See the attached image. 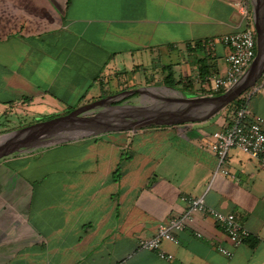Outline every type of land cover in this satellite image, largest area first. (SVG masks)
<instances>
[{
    "label": "crops",
    "instance_id": "1",
    "mask_svg": "<svg viewBox=\"0 0 264 264\" xmlns=\"http://www.w3.org/2000/svg\"><path fill=\"white\" fill-rule=\"evenodd\" d=\"M253 1L0 0V134L111 95L126 104L108 102L103 115L144 118L158 82L180 93L170 97L218 95L205 78L225 74L228 48L215 40L252 25ZM256 83L240 100L264 119ZM229 105L207 120L103 132L1 159L0 264H264V167L231 148L230 176L216 173L208 148L211 134L234 121ZM210 107L187 115L201 118ZM181 196L235 213L248 238L233 247L197 217L175 242H162L171 261L140 248L182 216Z\"/></svg>",
    "mask_w": 264,
    "mask_h": 264
},
{
    "label": "water",
    "instance_id": "2",
    "mask_svg": "<svg viewBox=\"0 0 264 264\" xmlns=\"http://www.w3.org/2000/svg\"><path fill=\"white\" fill-rule=\"evenodd\" d=\"M252 25L256 32V55L237 84L216 96L159 97L164 105L144 109V118L124 122L122 111L105 116L99 107L105 106L117 95H111L84 104L65 115L36 122L0 135V160L29 148L72 141L87 136L118 130H137L149 126L179 125L207 120L225 106L235 101L247 89L253 87L264 73V0H254ZM136 90V92H143ZM133 93V92H132ZM211 106L201 118L187 115L193 110ZM120 109L124 107L116 106ZM126 109V108H125ZM130 111V108H127ZM94 110L93 114H86ZM61 134H67L61 136Z\"/></svg>",
    "mask_w": 264,
    "mask_h": 264
},
{
    "label": "built area",
    "instance_id": "3",
    "mask_svg": "<svg viewBox=\"0 0 264 264\" xmlns=\"http://www.w3.org/2000/svg\"><path fill=\"white\" fill-rule=\"evenodd\" d=\"M234 7L241 16L245 19L248 18V10L243 2L235 3ZM215 41L228 48L227 70L224 75L213 74L205 78V81L210 84V88L214 91H226L239 82L253 61L256 55V32L251 25L242 30L224 34ZM205 42L202 41V43ZM213 42L208 43L213 44ZM259 85L264 87V75ZM208 148L218 160L216 173L230 176L224 159L231 148L239 149L251 158L258 160L260 166L264 167V119L259 115L250 114L244 106L238 107L234 114L233 123L211 134ZM180 201L186 207L182 216L160 224L152 238L140 241V248L155 250L160 259L171 261L173 259L172 254L161 250L162 242H175L174 233L186 229L197 217L214 222L226 235L228 242L233 247L240 246L248 238V230L239 221L235 213H224L209 207L203 197L181 196ZM195 235L201 236L199 232H195ZM216 249L228 258L233 255L231 250L222 245L218 244Z\"/></svg>",
    "mask_w": 264,
    "mask_h": 264
},
{
    "label": "rangeland",
    "instance_id": "4",
    "mask_svg": "<svg viewBox=\"0 0 264 264\" xmlns=\"http://www.w3.org/2000/svg\"><path fill=\"white\" fill-rule=\"evenodd\" d=\"M251 26V25H250ZM123 69H124V67H122ZM126 69H128V68H126ZM158 77V76H157ZM261 80V79H260ZM260 80H258L257 81V83H256V86H258V84L260 83ZM138 84L139 83H142L143 81H144V79H143V76H142V74H140V73H137L136 74V80H135ZM152 88L154 87V93H155V96H154V98L153 97H150L149 98V100L150 101H152V107H159V106H161V105H164V102L162 101V100H160V98L159 97H170V96H175V95H179L180 93L179 92H177V91H173V90H169V89H167V88H165V86L163 85V84H161V82H158V83H156V84H154V86H151ZM149 91H150V89H149ZM151 91H152V89H151ZM240 98H244L245 99V93H243L240 97H239V99ZM116 99H119V98H116ZM122 98H120L118 101H113V102H109L108 103V105H109V107H110V105H115V104H120V105H125L126 104V102H123V103H119V102H122ZM95 101V100H94ZM85 103H83L82 105H84ZM108 107V108H109ZM232 107H233V105H230V106H228V108H230V109H227V110H225V112H227V113H229L228 111L230 110V112L232 111ZM110 111H112V110H110ZM61 115H64V114H61ZM60 115V116H61ZM54 117H58V116H48V115H46V116H42V120H40V121H45V120H48V119H51V118H54ZM31 121H34V120H31ZM29 123V122H28ZM31 123H33V122H31ZM18 125V124H17ZM24 125H26V124H24ZM21 126H23V124H20L19 126H16V127H13V128H11L10 130H7L6 132H10V131H13V130H15V129H18V128H20ZM6 132H4V133H6ZM1 135V134H0Z\"/></svg>",
    "mask_w": 264,
    "mask_h": 264
},
{
    "label": "trees",
    "instance_id": "5",
    "mask_svg": "<svg viewBox=\"0 0 264 264\" xmlns=\"http://www.w3.org/2000/svg\"><path fill=\"white\" fill-rule=\"evenodd\" d=\"M204 75L206 74L205 72H202ZM171 81H167L165 83H170ZM222 92V91H221ZM221 92H218L217 94L221 93ZM242 100L240 99H236L233 103H231L230 105H233L232 107V113L235 114L236 113V110L238 109V107L240 106H243V103L241 102ZM229 105V106H230ZM117 179V178H116Z\"/></svg>",
    "mask_w": 264,
    "mask_h": 264
}]
</instances>
